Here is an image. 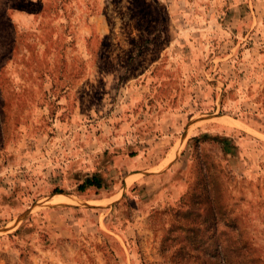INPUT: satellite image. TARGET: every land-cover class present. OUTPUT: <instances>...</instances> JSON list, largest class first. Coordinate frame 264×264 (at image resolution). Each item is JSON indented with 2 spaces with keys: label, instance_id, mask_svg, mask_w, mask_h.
Returning a JSON list of instances; mask_svg holds the SVG:
<instances>
[{
  "label": "rangeland",
  "instance_id": "374dc122",
  "mask_svg": "<svg viewBox=\"0 0 264 264\" xmlns=\"http://www.w3.org/2000/svg\"><path fill=\"white\" fill-rule=\"evenodd\" d=\"M0 264H264V0H0Z\"/></svg>",
  "mask_w": 264,
  "mask_h": 264
},
{
  "label": "trees",
  "instance_id": "16d2710c",
  "mask_svg": "<svg viewBox=\"0 0 264 264\" xmlns=\"http://www.w3.org/2000/svg\"><path fill=\"white\" fill-rule=\"evenodd\" d=\"M89 186H93L95 188L101 187V178L97 173L84 175L82 181L77 185V189L81 191L84 187H89Z\"/></svg>",
  "mask_w": 264,
  "mask_h": 264
},
{
  "label": "bare ground",
  "instance_id": "6f19581e",
  "mask_svg": "<svg viewBox=\"0 0 264 264\" xmlns=\"http://www.w3.org/2000/svg\"><path fill=\"white\" fill-rule=\"evenodd\" d=\"M61 199H63L62 201H66V199H64V198H62V197H61Z\"/></svg>",
  "mask_w": 264,
  "mask_h": 264
}]
</instances>
